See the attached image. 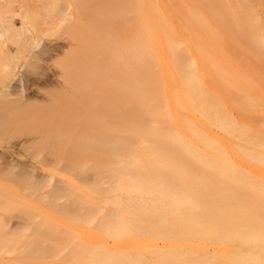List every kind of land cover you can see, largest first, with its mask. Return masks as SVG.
Segmentation results:
<instances>
[{
  "label": "rangeland",
  "instance_id": "obj_1",
  "mask_svg": "<svg viewBox=\"0 0 264 264\" xmlns=\"http://www.w3.org/2000/svg\"><path fill=\"white\" fill-rule=\"evenodd\" d=\"M111 1L0 0V262L174 264L171 254L250 264L238 256L264 251V237L236 232L258 236L264 224V0ZM68 5L102 8L104 18L71 21ZM22 6L12 27L6 12ZM92 41L113 54L94 72L80 48ZM70 45L77 54L67 58ZM83 73L116 90L111 161L94 162L78 134L64 148L66 130L45 129L96 130L92 110L59 102L77 100ZM68 74L73 86L61 88ZM49 112L63 117L51 123ZM138 164L159 187L144 188ZM197 222L212 231L196 234Z\"/></svg>",
  "mask_w": 264,
  "mask_h": 264
},
{
  "label": "bare ground",
  "instance_id": "obj_2",
  "mask_svg": "<svg viewBox=\"0 0 264 264\" xmlns=\"http://www.w3.org/2000/svg\"><path fill=\"white\" fill-rule=\"evenodd\" d=\"M117 0H112L111 3L116 4ZM102 8L99 7H82V6H74V5H68L64 7L63 12L70 18L71 21L74 22H82V21H91L93 23L95 22H101V19L104 18V15L102 13ZM26 13V8H13L8 9L6 12L7 17H9V21L12 24V27L16 25V19L14 18L17 16H24ZM106 18V17H105ZM104 44H102L100 41H92L89 43H80L81 50H85L87 52L88 59L86 61L82 62L83 68L87 67L88 69L93 70H99L105 62H107V59L112 58L113 54L111 52H106L103 49ZM79 47V43L76 45ZM72 45L69 46V50H65V48L62 50L63 55L68 56L67 58H70L71 55L77 54L75 50L72 49ZM72 52V54H70ZM79 55H83L81 52ZM77 59V58H76ZM85 66V67H84ZM82 68V69H83ZM81 69V70H82ZM64 75V74H62ZM15 80L14 77L11 78V81ZM69 80V81H68ZM68 80L64 79L63 84L61 85V88L65 87L68 83H70L73 86L74 82V76L68 74ZM103 78H101L97 74L93 73H87L82 74L79 77L78 84L79 85H85L86 87L78 88L79 94L76 96L77 100H74L69 97L60 98L59 102L62 105H66L68 107L75 106L74 109H80L81 111L84 109L86 110H92L95 113V116L98 121V127H96V130H92L90 127L88 128H67L64 125H48L45 127L47 133H56L58 134L60 131V127H63L66 131L63 136L60 137L61 144L64 148H68L70 143L69 137L72 135L78 134L85 138L86 142L80 146L76 144V146L81 147L82 152L86 154V150L89 148H94L98 152L97 156L94 158V162H104V161H111L114 158V155L116 153V145L117 142H121V140L115 137L114 133V121L116 118L115 108H114V98L116 96V90L113 87L112 79H108V81H102ZM77 81V79H76ZM76 88V87H75ZM33 89H35L33 87ZM36 92L34 91L33 94L31 93L29 95V98H33ZM128 94V95H127ZM124 95L123 103L127 104L126 98L129 97V92L126 89L121 96ZM57 101V103L59 104ZM5 104L8 106L7 111L17 113L18 107L15 105V102L11 99L5 101ZM126 108V107H125ZM127 112H125L126 114ZM16 115V114H14ZM51 116V123H54L58 120H60L63 116L56 113L52 115V112H49ZM46 132L43 130L37 131V132H29L23 140H21L20 145L25 146L28 143L33 142L37 137L40 135L43 136ZM155 145L158 147L162 146L161 142H155ZM86 157V155H85ZM88 160V159H85ZM139 172H141L143 176V180L146 183V186L144 188H149L152 186L159 187V183H152L150 180H146L145 177L148 176V178H151L148 172H142L140 171L143 167L142 164H138ZM226 169L227 171L235 176V170L234 167L226 163ZM240 180H246V178H243V176L239 175L236 177ZM131 182V181H129ZM144 185V184H143ZM147 199H151V195L144 196ZM143 197V198H144ZM148 215V214H145ZM119 217H123L124 215L120 213L118 215ZM180 219V218H178ZM259 226V235L256 236L252 233L250 229L242 230L236 232V238L238 241H251L255 242L258 240L262 233V237H264V224H260ZM192 231H194L196 234L199 233H209L212 231L210 226L202 227L200 223H196V225H193L190 227ZM181 230V229H180ZM186 233L191 234L190 231H185ZM182 232L181 234H183ZM169 256H172L169 254ZM169 256H167L164 260L169 262L172 261L174 264H181V262L178 260V256L174 259H171ZM238 258L241 261L250 263V264H257L261 262L264 259V251L259 249H248V251L240 254ZM0 264H3L0 262ZM204 264V263H201ZM211 264V263H210Z\"/></svg>",
  "mask_w": 264,
  "mask_h": 264
}]
</instances>
